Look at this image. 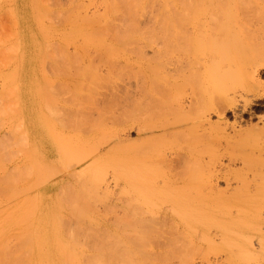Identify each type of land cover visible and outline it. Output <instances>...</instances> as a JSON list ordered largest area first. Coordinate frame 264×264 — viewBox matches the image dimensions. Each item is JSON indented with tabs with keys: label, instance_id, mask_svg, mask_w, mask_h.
<instances>
[{
	"label": "rangeland",
	"instance_id": "obj_1",
	"mask_svg": "<svg viewBox=\"0 0 264 264\" xmlns=\"http://www.w3.org/2000/svg\"><path fill=\"white\" fill-rule=\"evenodd\" d=\"M64 3L0 0V160L17 174L2 178L0 244L18 238L21 264H181L192 241L222 264H264V0H213L201 17L138 1L158 12L131 20L106 5L93 29ZM144 140L154 184L135 212Z\"/></svg>",
	"mask_w": 264,
	"mask_h": 264
},
{
	"label": "bare ground",
	"instance_id": "obj_2",
	"mask_svg": "<svg viewBox=\"0 0 264 264\" xmlns=\"http://www.w3.org/2000/svg\"><path fill=\"white\" fill-rule=\"evenodd\" d=\"M137 3H136V2ZM138 1H140V3L141 2H143V1H147V0H66V3H64V4H67V6H69V8H67V9H69L70 10V8L71 9H78L79 11H81L83 14H81L82 15V19H86L87 20V24L85 25V24H83L82 26H84L85 28H90V29H93L92 27V25H91V22L92 21H88V20H93L92 18H94L96 15H98L99 14V11L102 9L103 10V12L104 13H107V11H108V7H109V9H110V11L109 12H111V13H113V12H116V13H119V16L121 17V18H124V17H127V20L129 19V20H131L130 18L132 17V16H136V15H139V14H141L140 16H145V15H153L154 13H153V11H154V9L155 8H153V7H149V9H148V11H146V9H145V7L144 6H142V8L141 7H138L137 9H135V7H137V6H131V5H133L132 3L134 2L135 4H138ZM155 1V0H154ZM160 1V2H159ZM157 2H158V5L155 3V7H157L158 6V8H160V10H159V12L157 11L158 10V8H157V10L155 9V11L156 12H158L159 13V15H161V14H164V12H168L169 13V15L170 16H173V15H191V16H198V17H201V16H207V14H209L210 15V12H211V6H212V2H213V0H157ZM34 4H35V2H34ZM152 4H154L153 2H152ZM106 5H108V7L106 6ZM167 5H170L171 7L170 8H166L167 7ZM38 8H39V6H38ZM134 8V9H133ZM152 8H153V11H152ZM77 10V11H78ZM101 10V11H102ZM113 10V11H112ZM37 11V10H36ZM152 11V12H151ZM108 12V13H109ZM101 13L102 12H100V16H101ZM107 13V14H108ZM111 13H109V16L111 17L112 15H110ZM115 13V14H116ZM151 13H153V14H151ZM158 13H156V14H158ZM161 13V14H160ZM37 14V13H36ZM78 14H79V12H78ZM166 14V13H165ZM102 15H104V14H102ZM114 15V14H113ZM118 15V14H117ZM109 17V18H110ZM96 18V17H95ZM94 18V19H95ZM103 18H106V17H104L103 16ZM112 18V17H111ZM115 18V17H114ZM10 19H12V17L10 18ZM106 19H108V18H106ZM46 21V20H45ZM112 21V20H111ZM14 22V21H13ZM48 22V21H47ZM89 22V23H88ZM106 22V21H105ZM110 23H112V22H110ZM120 23V22H119ZM122 21H121V23L119 24V26H115V27H113L114 29H116V30H124V31H129V29H130V27L129 26H122ZM15 25V24H14ZM99 25V24H98ZM110 25V27L111 26H113V25H111V24H109ZM115 25V24H114ZM38 26V25H37ZM102 26V25H101ZM98 27V26H97ZM105 27V25L103 26V28ZM128 27V29L126 30V28ZM99 28H101V27H99ZM109 28V27H108ZM112 28V29H113ZM105 29V28H104ZM131 30V29H130ZM127 31V32H128ZM116 32V31H115ZM43 34V33H42ZM15 36V35H14ZM14 36H12V37H14ZM41 41V40H40ZM18 43V42H17ZM40 44V43H39ZM44 45V44H43ZM18 46V45H17ZM39 46V45H38ZM12 47H13V44H12ZM15 47V46H14ZM45 47V46H44ZM46 48V47H45ZM38 50V49H37ZM38 53V52H37ZM39 53H41V52H39ZM38 55V54H37ZM40 56V55H39ZM86 74V73H85ZM15 75V74H14ZM79 78V77H78ZM11 79V78H10ZM46 79V78H45ZM48 82V81H47ZM47 82H46V84H47ZM42 84H44V83H42ZM45 84V85H46ZM43 86V85H42ZM79 86V85H78ZM14 88V87H13ZM38 88V87H37ZM78 89V88H77ZM77 89H75V91L77 90ZM7 90H9V89H7ZM6 90V91H7ZM14 91V90H16L15 88L14 89H12V87H11V91ZM43 90V89H42ZM10 92V91H9ZM43 92V91H42ZM79 92V91H78ZM44 93V92H43ZM45 95V94H44ZM47 95H48V93H47ZM46 96V95H45ZM46 102V101H45ZM192 105L193 104V102H192V100L191 101H189V103H188V105ZM46 105V104H45ZM48 105V104H47ZM189 105V107H191ZM178 110H183V109H185L186 108V106H184L183 104H178ZM13 107H14V105H13ZM11 108V109H13V112H14V108ZM188 106H187V108H189ZM8 108H10V107H8ZM190 109V108H189ZM188 109V110H189ZM6 111H8V110H6ZM16 111V110H15ZM1 113V112H0ZM3 113V112H2ZM9 113H10V110H9ZM47 113V112H46ZM49 113H50V111H49ZM6 114V113H5ZM2 116H4V115H2ZM18 121V120H17ZM19 122V121H18ZM17 122V123H18ZM77 124V123H76ZM147 121H143V122H141V123H138L137 124V126H136V134L137 135H139V134H148V132H149V129H148V127H147ZM20 126V125H19ZM71 126V125H70ZM180 125H179V123L177 122V121H173V120H171V121H169V123L167 124V125H165L164 126V130H166V131H172V130H174V129H177L178 127H179ZM11 129V128H10ZM50 132V131H49ZM53 133H55L54 131H53ZM52 134V133H51ZM61 135V134H60ZM55 136V135H54ZM70 138V137H69ZM139 139V138H138ZM146 139V138H145ZM71 140V139H70ZM72 141V140H71ZM74 142H72V144H73ZM76 144H77V141L75 142ZM79 143H81V142H79ZM78 143V144H79ZM68 147V146H67ZM82 147V146H81ZM70 149V151L71 150H76V148L75 147H73L72 149L71 148H69ZM70 151H68L67 150V152H70ZM77 151V150H76ZM159 151L160 152H162L163 153V155L165 156V154H166V157H171V158H169V160L167 159L166 161H164L167 165H166V167H167V169H169L171 172V176H176V173L174 172L175 171V169H176V165H177V161L179 160L178 159V155H177V151L174 149V148H170V147H166V148H164V147H162L161 148V150L159 149ZM166 151H168V152H166ZM78 152H81V151H78ZM33 153V152H32ZM133 155H132V158H131V163L134 165V167L136 166L137 168H136V172H135V174H136V176H134V178H133V186H132V191H133V193L135 194V196H137V199H136V204H135V207H134V209H135V212H137L139 209V207H140V199L142 198V196H147L148 197V194L150 195L151 194V192L153 191L152 190V188H150L151 187V183H152V180L149 178V175H148V173H147V170H149L150 169V165L148 166V164H147V168L144 166V165H142V163H147V162H149L150 160H151V157L153 156H156V154H155V150H153L152 149V146H150V143H149V141L148 140H144V141H140L139 143H138V141L133 145ZM1 154V153H0ZM70 154H74V152L72 151V153H70ZM69 153H67V155H68V158H70V155ZM160 154V153H159ZM66 155V154H65ZM81 155V154H80ZM79 155V156H80ZM1 156V155H0ZM152 157V158H153ZM67 158V156H66V159H68ZM157 158V157H156ZM2 159V158H1ZM150 159V160H149ZM33 160V159H32ZM69 160V159H68ZM2 160H0V180H2V178H4L5 176H4V174H8V173H10V172H6L5 171V167L4 168H2V162H1ZM5 161V160H4ZM82 161V160H81ZM6 162V161H5ZM29 162V161H28ZM34 162V161H33ZM150 163V162H149ZM6 164V163H5ZM40 165H42L41 163H39ZM38 164V165H39ZM93 164V163H92ZM130 164V163H129ZM32 165H33V163H32ZM95 165V164H94ZM131 165V164H130ZM152 165V164H151ZM115 166V165H114ZM118 166V165H117ZM144 166V168L142 169V167ZM30 167V166H29ZM29 167H27V168H29ZM33 167H35V165L33 166ZM33 167L32 168H29L30 170L31 169H33ZM88 167V166H87ZM90 167V166H89ZM88 167V169H90ZM95 167V166H94ZM97 167H99V166H97ZM36 168H38V167H36ZM35 168V169H36ZM145 168H146V170H145ZM15 168H13L12 170H14ZM7 170V169H6ZM9 171L11 170V168L10 169H8ZM90 170H92V168L90 169ZM96 170V169H95ZM35 171V170H34ZM33 171V172H34ZM32 172V173H33ZM50 172V171H49ZM173 172H174V175H173ZM12 174L14 173V174H16L15 172H11ZM10 173V174H11ZM35 173V172H34ZM93 173V172H92ZM91 173V171H90V174H92ZM17 175V174H16ZM16 175H15V177H16ZM26 175H28V174H26ZM30 175H31V173H30ZM94 175H95V173H94ZM93 175V176H94ZM9 177V174H8V176H7V178ZM34 177V176H33ZM177 177H178V175H177ZM6 178V177H5ZM5 178H4V180H5ZM10 178V177H9ZM12 178H14V176H12ZM24 178V177H23ZM178 180H177V182H179L180 181V179L179 178H177ZM8 180V179H7ZM6 180V181H7ZM23 180V179H22ZM174 180H176V178H174L173 179V182H174ZM6 181H3L2 180V182L0 181V184L2 183V185H1V189H0V191L2 190V186L3 185H5L6 186V184H5V182ZM16 181H18V180H16ZM16 181L14 182V184L16 183ZM172 182V183H173ZM170 183H171V181H170ZM176 183V182H175ZM8 184H10L9 183V181H8ZM152 184H154V182L152 183ZM173 185V184H172ZM29 186V185H28ZM154 186V185H153ZM211 186V184L210 185H208V187H209V189L211 188L210 187ZM8 187V185L6 186V188ZM16 187V186H15ZM81 187V186H80ZM84 187V186H83ZM170 187H171V185H170ZM175 187H176V185H175ZM175 187H173V189L175 188ZM25 187H23V189H24ZM72 188V187H71ZM79 188V187H78ZM85 188V187H84ZM177 188H180V187H177ZM213 188V187H212ZM173 189H172V191H173ZM28 190H29V187H28ZM80 190V189H79ZM151 190V191H150ZM174 190H178V189H174ZM210 190H212V189H210ZM6 190L3 188V190H2V192L3 193H6L5 192ZM13 191V190H12ZM26 191V190H25ZM84 191V190H83ZM1 192V193H2ZM81 192V191H80ZM94 192V191H93ZM176 192V191H175ZM10 193V192H9ZM23 193V192H22ZM85 193V192H84ZM87 193H89V192H87ZM11 194V193H10ZM174 194V193H173ZM15 195H17V194H15ZM19 195V194H18ZM65 195V194H64ZM90 195H91V192H90ZM152 195V194H151ZM83 196V195H82ZM88 196H89V194H88ZM75 197V196H74ZM73 197V198H74ZM79 197V196H78ZM92 197V196H91ZM151 197V196H150ZM64 198V197H63ZM80 201V200H79ZM149 201V200H148ZM148 201H146L147 203H148ZM66 202V201H65ZM74 203V202H73ZM75 203H77V201L75 202ZM65 204V203H64ZM71 205V204H70ZM72 206L73 207H75L76 206V204L74 205V204H72ZM22 207V206H21ZM67 207V206H66ZM65 207V208H66ZM16 208H18V207H16ZM15 208V210H17ZM72 208V207H71ZM76 209V208H75ZM57 211V210H56ZM77 212V211H76ZM1 213V212H0ZM22 213V212H21ZM20 213V214H21ZM74 213V212H73ZM74 216V215H73ZM19 217H20V215H19ZM71 217H72V215H71ZM18 218V217H17ZM57 218V217H56ZM135 218H138V216H135ZM16 220H18V219H16ZM15 220V221H16ZM17 223V224H16ZM16 225H18V221H16ZM21 223V222H20ZM135 228H138L139 227V225H138V221H135ZM31 226H32V224H31ZM73 226V225H72ZM71 226V227H72ZM14 227V226H13ZM28 227V226H27ZM27 227L25 228V229H27ZM30 227V226H29ZM67 227H69V226H67ZM3 229V228H2ZM6 229V228H5ZM32 230V229H31ZM69 230V229H68ZM30 231V230H29ZM2 232V231H1ZM19 232V231H18ZM32 232V231H31ZM34 232V231H33ZM70 232H71V230H70ZM3 233V232H2ZM29 233V232H28ZM1 234V233H0ZM73 234V233H72ZM24 235H26L25 233H24ZM29 235H31V234H29ZM15 237H17V235H15ZM35 237H36V235H35ZM29 238V237H28ZM214 239V238H213ZM2 240V237H1V239H0V242H2L1 241ZM16 241H15V246L13 245V247H14V250H13V253L10 251H8V250H6L5 249V247H4V245L1 243L0 244V264H21V261H20V255L18 256V254H19V247H18V238L17 239H15ZM36 240V239H35ZM69 240V239H68ZM77 240V239H76ZM207 239H203L202 240V242L204 241H206ZM33 241V240H32ZM211 242V240H207L205 243H208V242ZM64 242V241H63ZM8 243V242H7ZM10 245V244H9ZM62 245H63V243H62ZM67 247H70V246H68L67 244H65ZM101 245V244H100ZM7 246H8V244H7ZM59 246V245H58ZM190 246H191V250L193 251V252H191V250H190V248L188 249V251H189V253L190 254H192V255H194V258L193 259H190V260H187V262L186 263H181V264H195L194 263V261L195 260H198V264H222V262H220L221 261V259H222V257L224 258V260H223V262L227 259V255L226 254H224V255H218V254H216V255H211V254H209V253H205L204 251H202V252H200V250L202 249L201 247L203 246V245H199V244H197L195 241H192V242H190ZM65 247V246H64ZM66 247V248H67ZM73 247V246H72ZM75 247V246H74ZM252 247V246H251ZM10 248H11V245H10ZM40 248V247H39ZM94 248V247H93ZM96 248V247H95ZM69 249V248H68ZM71 249V248H70ZM98 249H103V248H101V246L100 247H98ZM97 249V250H98ZM71 250H73V249H71ZM70 250V251H71ZM112 250V249H111ZM180 250V249H179ZM7 251V252H6ZM99 251H101L102 252V250H99ZM150 251H152V249H150L148 252L149 253H152V252H150ZM72 252H75V251H72ZM98 252V251H97ZM100 252V253H101ZM130 252V251H129ZM7 253V254H6ZM10 253H12L11 254V256H8ZM167 254H169V251L168 252H166ZM180 253V255H181V252H179ZM178 253V254H179ZM186 255H187V252H184ZM66 254V253H65ZM99 254V253H98ZM106 254V253H105ZM171 254V253H170ZM72 255V254H71ZM70 255V256H71ZM96 255V254H95ZM95 255H93V256H90V258H92V257H94V258H97L98 256H96L95 257ZM210 255L211 256H213L212 258L210 257ZM64 256V255H63ZM67 256H69V254L67 253ZM69 256V257H70ZM72 257H73V255H72ZM71 257V258H72ZM101 257V256H100ZM102 257H104V255L102 256ZM105 257H108V256H105ZM111 257V256H110ZM35 258V257H34ZM40 258V257H39ZM66 258V257H65ZM68 258V257H67ZM66 258V260L68 261V259H70V258H68L67 259ZM114 259H115V256L113 257ZM219 258V259H218ZM28 259V258H27ZM103 259H105L106 260V258H103ZM102 259V260H103ZM111 259V258H110ZM22 260V259H21ZM42 260V259H41ZM65 260V261H66ZM71 260V259H70ZM81 260V259H80ZM99 260V262H100V260L101 259H98ZM101 260V261H102ZM107 260H109L108 258H107ZM107 260H106V262H104V264H107ZM177 260H178V264H179V260L181 261V257L179 258H177ZM23 261V260H22ZM36 261V260H35ZM64 261V260H63ZM65 261H64V263H65ZM90 261V260H89ZM26 262V261H25ZM25 262H22V264L24 263L25 264ZM61 262V261H60ZM72 262V261H71ZM91 262V261H90ZM44 263L45 264H51L50 263V261L48 260V259H44ZM63 263V262H62ZM76 263V262H75ZM28 264V263H27ZM30 264V263H29ZM35 264V263H34ZM38 264V263H37ZM59 264V263H58ZM61 264V263H60ZM66 264V263H65ZM101 264H103L102 262H101ZM109 264H110V262H109Z\"/></svg>",
	"mask_w": 264,
	"mask_h": 264
}]
</instances>
